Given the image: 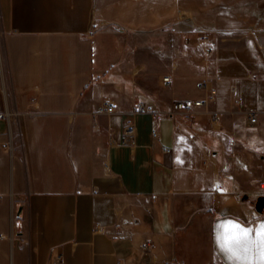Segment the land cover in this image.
<instances>
[{
  "label": "crops",
  "instance_id": "0c3cea01",
  "mask_svg": "<svg viewBox=\"0 0 264 264\" xmlns=\"http://www.w3.org/2000/svg\"><path fill=\"white\" fill-rule=\"evenodd\" d=\"M170 26L177 45L125 59L127 37ZM205 81L208 112L166 118ZM3 113L0 264H264L216 240L264 224V0H0ZM129 121L134 147L111 146Z\"/></svg>",
  "mask_w": 264,
  "mask_h": 264
},
{
  "label": "built area",
  "instance_id": "2783aa9c",
  "mask_svg": "<svg viewBox=\"0 0 264 264\" xmlns=\"http://www.w3.org/2000/svg\"><path fill=\"white\" fill-rule=\"evenodd\" d=\"M163 82L165 85H170V77L166 76L163 78ZM199 88L204 92V97L200 99H179L176 100L169 114H167L166 118H176L181 114H188L196 109H204L207 112L209 111V107L216 101L217 91L209 86L208 82H201L199 84ZM102 112L107 114H112L115 112V107L110 104H105L101 109ZM140 114H150L155 117V119L159 120L162 116L153 110L151 107L144 103H137L132 109V115H140ZM0 118H5L7 120H12L14 118L13 115H8L6 113L0 114ZM212 119L214 123L219 122V116L217 114H213ZM247 124L249 127H257L258 126V115L256 113H249L247 117ZM153 138L159 139V132L153 131ZM137 139V127L134 121H129L122 132V135L119 139H116L115 136H111L109 143L111 146H120L132 148L134 147ZM166 152H170V150H165ZM141 251L145 258H151L152 255V242L151 240H146L141 246ZM51 264H63L62 257L60 255H53L51 258ZM164 264H172L171 262H165Z\"/></svg>",
  "mask_w": 264,
  "mask_h": 264
},
{
  "label": "snow or ice",
  "instance_id": "6c2138e0",
  "mask_svg": "<svg viewBox=\"0 0 264 264\" xmlns=\"http://www.w3.org/2000/svg\"><path fill=\"white\" fill-rule=\"evenodd\" d=\"M223 228L224 232L219 230ZM252 228H245L241 224L227 221L225 224L217 225L216 240L222 251L229 254L228 259H251L250 253L253 247L259 246V259L264 261V224L258 225L255 229L256 239L253 240ZM244 255H241V253Z\"/></svg>",
  "mask_w": 264,
  "mask_h": 264
},
{
  "label": "rangeland",
  "instance_id": "374dc122",
  "mask_svg": "<svg viewBox=\"0 0 264 264\" xmlns=\"http://www.w3.org/2000/svg\"><path fill=\"white\" fill-rule=\"evenodd\" d=\"M192 29L193 26H186V31L188 32L190 28ZM177 29L174 26H170L168 28H161L154 30L152 32H138L133 34L126 39V54L125 59L128 57L135 61V63H141L145 61L148 52L146 48H161L163 44L166 45H177L178 44V36H177ZM190 38L186 37V42L190 43ZM192 43V42H191ZM124 60V59H123ZM170 61L173 60V56L169 58ZM161 63V62H160ZM263 166H256V168L260 169Z\"/></svg>",
  "mask_w": 264,
  "mask_h": 264
},
{
  "label": "water",
  "instance_id": "95a60500",
  "mask_svg": "<svg viewBox=\"0 0 264 264\" xmlns=\"http://www.w3.org/2000/svg\"><path fill=\"white\" fill-rule=\"evenodd\" d=\"M256 210L259 213L264 212V197L263 196L258 198L257 203H256Z\"/></svg>",
  "mask_w": 264,
  "mask_h": 264
}]
</instances>
